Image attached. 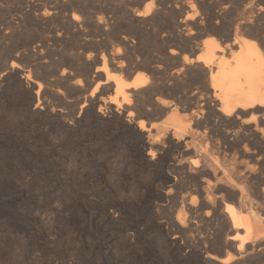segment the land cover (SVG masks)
<instances>
[{
    "label": "rangeland",
    "instance_id": "obj_1",
    "mask_svg": "<svg viewBox=\"0 0 264 264\" xmlns=\"http://www.w3.org/2000/svg\"><path fill=\"white\" fill-rule=\"evenodd\" d=\"M0 1V67H10L0 76V264H207L199 215L182 209L176 167L185 145L157 136L152 122L167 115L148 118L161 95L140 93L133 108H117L102 88L91 96L93 72L86 76L18 1ZM223 1L217 10L227 6L226 22L235 23L249 22L264 2ZM182 214L184 234L175 229Z\"/></svg>",
    "mask_w": 264,
    "mask_h": 264
},
{
    "label": "bare ground",
    "instance_id": "obj_2",
    "mask_svg": "<svg viewBox=\"0 0 264 264\" xmlns=\"http://www.w3.org/2000/svg\"><path fill=\"white\" fill-rule=\"evenodd\" d=\"M16 1L86 76L93 72L85 77L91 96L102 88L113 92L114 106L130 108L140 93L161 95L148 118L167 115L152 122L157 136L171 133L185 145L175 164L186 191L182 209L199 215L206 263L264 264V2L249 22L235 23L226 22L227 6L217 10L223 0ZM247 27L249 36H240ZM188 217L175 222L179 233L189 231Z\"/></svg>",
    "mask_w": 264,
    "mask_h": 264
},
{
    "label": "water",
    "instance_id": "obj_3",
    "mask_svg": "<svg viewBox=\"0 0 264 264\" xmlns=\"http://www.w3.org/2000/svg\"><path fill=\"white\" fill-rule=\"evenodd\" d=\"M9 65L5 64L3 66L0 67V74L6 73V71L9 69Z\"/></svg>",
    "mask_w": 264,
    "mask_h": 264
}]
</instances>
